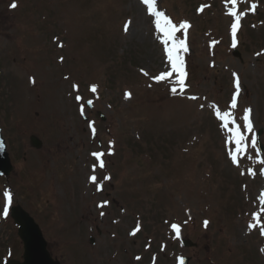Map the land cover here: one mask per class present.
I'll list each match as a JSON object with an SVG mask.
<instances>
[{
  "label": "rangeland",
  "instance_id": "rangeland-1",
  "mask_svg": "<svg viewBox=\"0 0 264 264\" xmlns=\"http://www.w3.org/2000/svg\"><path fill=\"white\" fill-rule=\"evenodd\" d=\"M233 7L231 0H156V10L173 23L190 25L186 34L175 33L188 48L181 94L175 73L153 79L171 65L163 33L141 0H0V125L15 165L8 178L0 177V264L23 255L17 227L3 212L14 205L41 222L54 257L94 264L85 227L94 201L104 198L94 194L100 182L114 185L127 202L125 216L114 209L122 220L121 247L132 226L142 225L137 238L162 240L167 255L175 244L179 254H197L202 264H208L206 250L215 264H264L258 199L264 193L258 162L264 159V0H237L243 15L235 48ZM234 95L241 130L250 108L263 145L257 154L253 133H245L249 147L239 166L215 115L216 108L230 109ZM34 134L43 141L40 150L30 147ZM96 152L104 153V168ZM253 213L260 223L249 228ZM183 238L196 246L185 248Z\"/></svg>",
  "mask_w": 264,
  "mask_h": 264
},
{
  "label": "snow or ice",
  "instance_id": "snow-or-ice-1",
  "mask_svg": "<svg viewBox=\"0 0 264 264\" xmlns=\"http://www.w3.org/2000/svg\"><path fill=\"white\" fill-rule=\"evenodd\" d=\"M141 2L147 6L148 13L155 17L156 29L163 33L164 39L162 42L165 45V52L167 54L168 61L171 65V71L162 72L158 76L153 77V79L157 82L166 81L172 78L173 73H175L176 75H175L174 84L179 86V91L182 94L186 87V84H185L186 72L184 68L185 61H184L182 53L187 52L188 48H187L186 41L183 39L177 40L175 33L183 29L186 34L187 29L190 27V25L186 21L181 22L179 25H176L175 23H173L172 20L168 16H166L163 12L156 10V0H141ZM231 3L234 7L232 9H229V14L235 18V22L232 24V27H231L232 47L235 48L236 43H237L236 42L237 29L239 27V21H240L241 15H243V13L238 15L237 11L235 10V5L237 4V0H231ZM16 6L17 5L15 3L11 5V7L13 8H15ZM203 7L204 6H202L201 9H199V11H203ZM251 7L255 9L256 4L253 3ZM125 30H127V28ZM144 74L148 75L147 72H145ZM96 87L97 86L92 85L91 91L96 92ZM239 87H240L239 78L237 77L236 95H238L239 93ZM170 90L173 94H177L178 89L176 86H173ZM236 95L233 96L229 110L221 111L219 108H216L215 115L217 119H219L222 122L221 126L228 133L227 142L235 145V148L229 152V156H230L232 163L239 166L240 159L244 155L247 154V150L249 147V143H248L249 137L245 133H253V135L251 136V147L253 149H256L257 154H259L260 149L257 147L258 141H257V137L254 134V127H253V123L251 120L252 110L250 108L244 109V115L241 118L244 122L243 124L244 131L241 130V125L237 123V117L234 114V110L237 108ZM130 96H131V93H125L126 99L130 98ZM76 99L77 101H80L82 100V97L77 96ZM190 99L195 100L197 99V97L192 96L190 97ZM86 103L87 105L91 106L93 102L91 100H88ZM83 109H84V105L81 104V114H83ZM230 124L232 125V127H229ZM93 132H95L94 128H93ZM92 155L96 157V159L99 161V166L101 168H104L105 165H104L103 160L101 159L104 153L96 152V153H93ZM248 158L252 159V157H248ZM258 162L260 164H264V159H260L258 160ZM248 172L249 174H254L252 169H249ZM262 174H264V172H262ZM109 178L110 177H105V179H109ZM90 180L93 183H97V177L95 175L91 176ZM98 190H99V184H98ZM5 196L9 197V194L5 193ZM258 199L260 200V203L262 205L260 211L264 212V193H262L261 196L258 197ZM99 206L103 207L104 204H101ZM3 212H4V215H7L8 208L5 207ZM101 214L103 215V213ZM253 220L256 223H250L249 228H254L256 227V224L260 223L259 213H253ZM208 223L209 222L207 220L204 221L205 227H207ZM172 228L177 232V235H179V226L176 224H173ZM261 233L264 234V228H261ZM180 264H183L182 258H181Z\"/></svg>",
  "mask_w": 264,
  "mask_h": 264
},
{
  "label": "flooded vegetation",
  "instance_id": "flooded-vegetation-1",
  "mask_svg": "<svg viewBox=\"0 0 264 264\" xmlns=\"http://www.w3.org/2000/svg\"><path fill=\"white\" fill-rule=\"evenodd\" d=\"M23 161H26V157ZM94 194L98 197L101 195L104 196L102 200L98 198L94 201L95 211H91V220L87 221L85 227V233H88L89 242L95 247L94 264H164L169 258L173 259V262L169 264H176L177 260L180 261L183 257L179 256L175 244L171 249L172 254L167 255L162 240L156 242V238H151L147 235L142 238H137L142 231L141 228L143 229L142 225H140L141 227L137 225L132 226L131 231L127 233L128 242L125 243L126 245L124 247H121L120 239H118L119 233L117 232V226L122 220L118 216L115 217L114 209L122 214V216H125L127 214V202L119 199L114 185H109V188H107L106 185L99 183V190L97 184V189H95ZM101 204H104V206L100 207L99 205ZM79 211L82 210L79 209ZM34 218L40 222L35 216ZM83 219H85V216H83ZM71 227V225L68 226V228ZM144 239L146 242H142ZM190 242L191 246L185 248L191 249L192 246H196L194 241L191 240ZM206 251V260L204 261L206 263L208 261V264H215L212 251L210 253L208 250ZM184 255L187 261L184 260L183 264L203 263V260L199 259L197 254L189 255L185 253ZM60 261L64 264L62 260Z\"/></svg>",
  "mask_w": 264,
  "mask_h": 264
},
{
  "label": "water",
  "instance_id": "water-1",
  "mask_svg": "<svg viewBox=\"0 0 264 264\" xmlns=\"http://www.w3.org/2000/svg\"><path fill=\"white\" fill-rule=\"evenodd\" d=\"M31 145L39 148L41 142L32 137ZM12 170L13 166L0 129V176H9ZM12 217L19 227L18 234L23 242L24 254L23 262L10 260L7 264H60L51 257L39 225L28 212L21 206H16L12 209Z\"/></svg>",
  "mask_w": 264,
  "mask_h": 264
}]
</instances>
